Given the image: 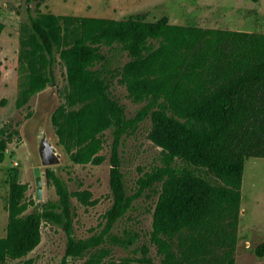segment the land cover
<instances>
[{
	"label": "trees",
	"instance_id": "16d2710c",
	"mask_svg": "<svg viewBox=\"0 0 264 264\" xmlns=\"http://www.w3.org/2000/svg\"><path fill=\"white\" fill-rule=\"evenodd\" d=\"M3 29L0 15V35ZM19 42L17 107L54 82L58 62L65 67L67 105L57 107L52 125L71 162L99 165L104 134L111 131L112 203L100 231L75 238L63 180L47 167L57 200L28 213L33 201L13 168L0 264L33 251L43 223L64 228L65 259L88 254L84 264H156L147 245L138 257H110V245L137 242V232L119 236L112 230L146 191L157 195L149 242L161 264H236L245 161L264 158V33L173 24L167 16L116 20L37 11L21 24ZM103 47L129 59L112 73ZM115 76L128 98L141 105L131 117L111 94ZM146 119L161 163L129 193L119 146ZM15 133L8 124L0 128V164ZM253 253L264 258V241Z\"/></svg>",
	"mask_w": 264,
	"mask_h": 264
},
{
	"label": "rangeland",
	"instance_id": "374dc122",
	"mask_svg": "<svg viewBox=\"0 0 264 264\" xmlns=\"http://www.w3.org/2000/svg\"><path fill=\"white\" fill-rule=\"evenodd\" d=\"M37 11L116 20L144 16L146 20L154 21L167 16L173 24L264 33V0H242L241 3L236 0H0L4 23L0 35V128L8 124L16 131L13 141L8 144L5 160L0 164V237L6 234L8 178L12 169H17L20 181L28 186L26 198L33 201L27 210L29 213L41 210L48 201L57 200L54 186L46 179L48 167L63 180L71 195L73 236L85 238L102 229L105 213L112 203L109 185L111 131L104 134L105 144L100 152L104 160L99 165H78L69 160L52 125V115L57 107L67 105L69 91L65 67L59 62L54 67V82L33 95L25 105L17 107L21 24ZM109 50L103 47V52L110 56L108 69L115 73L129 58L121 50ZM110 90L129 117L141 107L128 98L127 90L118 82L117 76L113 78ZM40 128L46 129L62 162L41 166L42 198L38 200L34 168L40 166L36 149ZM150 128L151 122L146 119L133 133L125 135L119 146L121 170L129 193L135 191L137 180L145 172L161 163V149L148 138ZM241 192L236 264H264V258H257L253 253L255 246L264 241V158L246 159ZM156 200V194L146 191L115 223L114 234L125 236L137 232L139 238L128 247L110 245L111 259L138 257L142 246L147 245L150 257L156 264H161V257L149 242ZM66 243L63 227L43 223L39 245L26 256L8 260L6 264H84L88 254L78 259H65Z\"/></svg>",
	"mask_w": 264,
	"mask_h": 264
},
{
	"label": "water",
	"instance_id": "95a60500",
	"mask_svg": "<svg viewBox=\"0 0 264 264\" xmlns=\"http://www.w3.org/2000/svg\"><path fill=\"white\" fill-rule=\"evenodd\" d=\"M37 156L40 166L34 168L36 199L42 198L41 166L57 165L62 162L61 154L52 144L45 128H40L36 142Z\"/></svg>",
	"mask_w": 264,
	"mask_h": 264
},
{
	"label": "crops",
	"instance_id": "0c3cea01",
	"mask_svg": "<svg viewBox=\"0 0 264 264\" xmlns=\"http://www.w3.org/2000/svg\"><path fill=\"white\" fill-rule=\"evenodd\" d=\"M236 1H239V2L241 3L242 0H236ZM260 3H261V2H260ZM230 30H232V29H230ZM239 31H240V30H239ZM240 213H241V212H240Z\"/></svg>",
	"mask_w": 264,
	"mask_h": 264
}]
</instances>
